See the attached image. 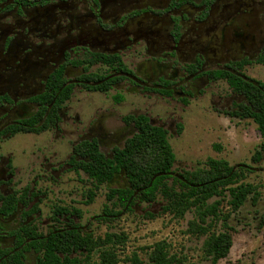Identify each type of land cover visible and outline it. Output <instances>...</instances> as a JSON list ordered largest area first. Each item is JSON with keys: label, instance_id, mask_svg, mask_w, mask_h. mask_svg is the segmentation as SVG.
Here are the masks:
<instances>
[{"label": "flooded vegetation", "instance_id": "1", "mask_svg": "<svg viewBox=\"0 0 264 264\" xmlns=\"http://www.w3.org/2000/svg\"><path fill=\"white\" fill-rule=\"evenodd\" d=\"M261 68L264 0H0V264L85 263L89 255L74 250V236L96 239L91 226L118 217V199L108 202L115 214H105L104 206L85 220L80 208L51 195L62 176H85L87 193H96L83 169L90 162L87 146L96 144L114 160L137 132L131 117L170 132L172 122L153 116L147 102L185 108L219 82L237 95L221 74L251 79L256 84L246 82L264 93V82L252 76ZM107 86L106 93L90 91ZM109 92L116 106L132 108L125 114L114 106L94 109L86 118L73 107L77 94ZM31 128L43 131L24 133ZM46 132L70 139L33 141L19 154L4 147L17 135ZM127 187L120 171L105 186L107 193Z\"/></svg>", "mask_w": 264, "mask_h": 264}, {"label": "rangeland", "instance_id": "2", "mask_svg": "<svg viewBox=\"0 0 264 264\" xmlns=\"http://www.w3.org/2000/svg\"><path fill=\"white\" fill-rule=\"evenodd\" d=\"M252 76L264 82V69H255ZM112 96L113 92L107 95L77 94L72 104L74 109H84L86 118L94 109L101 110L114 106L121 114H125L132 108V106L119 108L113 103ZM127 100L131 101L133 98ZM240 101L241 98L233 94L226 83L219 82L185 108L155 98L149 100L147 104L152 107L153 116L159 115L172 122L168 142L175 154L173 170L176 173L195 170L200 162L208 158L223 159L232 166L242 164L254 168L245 182L258 185L261 198L256 206H253L250 200L246 201L227 221V225L233 229V244L227 258L219 264H264V153L259 163H254L251 159L262 143V138L256 124L251 120L231 119L222 113ZM69 139L67 137L60 140V137L51 132L42 133L40 136L20 134L5 142L4 147L13 148L19 154L22 147L29 146L33 141L50 143L58 140L68 143ZM123 181H120L121 185L124 184ZM90 188L91 185L85 181V176H62L57 192L51 195V201L60 199L62 203H71L83 211L86 220L90 216L100 214L105 205L110 207L106 200L105 186L100 187L93 202L86 205L85 197ZM223 211H228L226 202L223 203ZM149 212L156 217L149 219L147 217ZM160 213L159 204L151 207L141 204L132 212L122 211L113 220L95 223L90 229L95 237H103L105 233L125 235V244L121 247L118 245L116 249L119 264H126L124 261L133 254L146 260L149 249L162 241L166 242L170 252L183 259L185 264H209L204 259L201 249L205 237L198 239L185 233L194 214L187 213L184 219L175 220ZM223 230V223H217L215 231Z\"/></svg>", "mask_w": 264, "mask_h": 264}, {"label": "trees", "instance_id": "3", "mask_svg": "<svg viewBox=\"0 0 264 264\" xmlns=\"http://www.w3.org/2000/svg\"><path fill=\"white\" fill-rule=\"evenodd\" d=\"M218 77L225 79L233 92L241 98L240 103L233 110L222 113L231 119L251 120L257 126L262 143L251 159L254 163H259L264 153V93L234 75L221 74ZM54 81L56 88L60 89L63 85L62 73ZM109 89L107 86L92 88L90 91L106 93ZM261 89L264 90V85H261ZM69 96L70 92L63 95L61 99H57L55 109H59ZM51 101L50 98L47 103L50 104ZM130 119L137 124V132L126 141L123 148L115 150L114 160H107L98 151L96 144H90L86 148L90 162L83 166V169L95 182V190L106 186L113 174L120 171L125 174L128 187L109 188L106 194L107 202L118 199L119 213L129 212V208L138 202L147 206L159 204L160 214L169 215L175 220H182L187 213H193L194 218L188 222L185 233L198 239L205 237L201 247L204 259L209 264H219L227 258L233 244V229L227 225V221L246 201L250 200L251 204L256 206L261 198L259 186L245 182L251 174L250 169L241 164L233 169L226 160L208 158L200 162L195 170L178 173L180 178L172 177L170 173L175 172L173 170L175 154L168 142V132L161 127L151 125L143 116ZM23 131L38 134L43 129L31 128ZM18 132L20 131L16 130L14 134ZM94 197V192L89 191L85 197V204H91ZM224 202L228 206L227 212L223 211ZM104 213L115 214L109 211L107 205L104 207ZM147 217L154 219L156 215L149 212ZM220 222L223 223L224 230L217 232L215 226ZM125 242L124 234L106 233L103 237L98 236L96 239L89 235L86 241L74 236V250L84 248L89 256L85 263L73 260L72 264H119L116 249L118 245L121 247ZM149 250L146 260L133 254L124 262L126 264H185L183 259L177 258L170 252L169 246L164 241L155 243Z\"/></svg>", "mask_w": 264, "mask_h": 264}, {"label": "water", "instance_id": "4", "mask_svg": "<svg viewBox=\"0 0 264 264\" xmlns=\"http://www.w3.org/2000/svg\"><path fill=\"white\" fill-rule=\"evenodd\" d=\"M244 79L250 83L256 84L251 79H246V78H244ZM237 167H238V165H235V166H233V169H236ZM170 176L180 178L178 173H176V172L170 173ZM153 179H155V177ZM109 187H110V185H109Z\"/></svg>", "mask_w": 264, "mask_h": 264}]
</instances>
